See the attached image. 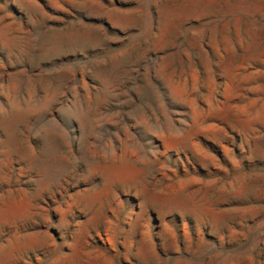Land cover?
I'll use <instances>...</instances> for the list:
<instances>
[{"label":"rangeland","instance_id":"1","mask_svg":"<svg viewBox=\"0 0 264 264\" xmlns=\"http://www.w3.org/2000/svg\"><path fill=\"white\" fill-rule=\"evenodd\" d=\"M0 264H264V0H0Z\"/></svg>","mask_w":264,"mask_h":264}]
</instances>
